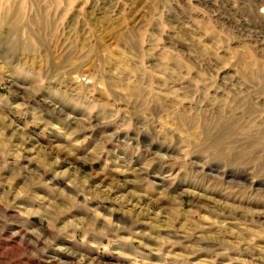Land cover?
Instances as JSON below:
<instances>
[{
	"label": "rangeland",
	"instance_id": "374dc122",
	"mask_svg": "<svg viewBox=\"0 0 264 264\" xmlns=\"http://www.w3.org/2000/svg\"><path fill=\"white\" fill-rule=\"evenodd\" d=\"M0 264H264V0H0Z\"/></svg>",
	"mask_w": 264,
	"mask_h": 264
}]
</instances>
